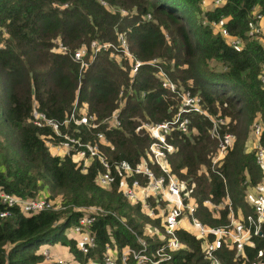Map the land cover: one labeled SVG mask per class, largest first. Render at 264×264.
<instances>
[{"label":"trees","instance_id":"16d2710c","mask_svg":"<svg viewBox=\"0 0 264 264\" xmlns=\"http://www.w3.org/2000/svg\"><path fill=\"white\" fill-rule=\"evenodd\" d=\"M256 12L264 15V0H0V189L24 197L43 194L60 206L31 213L15 208L0 218V264H41L42 243L65 245L84 260L100 257L106 243L137 247V236L152 246L160 243L152 237L163 229L157 200L146 199L158 214L153 215L119 190L135 176L142 183L146 178L116 167L125 159L131 165L147 163L158 173L148 153L152 136L144 129L123 131L106 123L96 128L73 120L62 123L74 104L100 121L123 101L119 117L124 128L167 120L177 112L179 97L162 85L156 66L144 63L132 73L130 59L120 50H93L92 40L119 46L120 33L136 58H158L177 89L199 95L209 115L225 118L220 134H233L215 163L217 138L210 136L209 117L187 113L189 130L172 128L166 134L175 146L169 170L184 181L183 198L193 197L196 216L213 226L226 224L230 209L236 218L252 212L254 185L264 175L248 148L257 122L264 144L263 35H247L248 20ZM221 16L240 44H231L212 24ZM56 40L71 51L85 45L87 65L80 68L69 52L55 50ZM34 106L62 123V132L83 141H99L96 131L102 130L106 142L100 147L115 181L98 184L96 176L105 168L97 157L83 167L71 155L52 150L49 141L56 143L60 136L49 125L34 123ZM206 198L215 205L205 204ZM90 205L108 212L93 222L97 244L83 254L67 233ZM176 234L184 246L160 264H210L203 238L185 228ZM212 236L208 233L204 242ZM215 253L222 264H264V222L241 251L224 242Z\"/></svg>","mask_w":264,"mask_h":264},{"label":"built area","instance_id":"2783aa9c","mask_svg":"<svg viewBox=\"0 0 264 264\" xmlns=\"http://www.w3.org/2000/svg\"><path fill=\"white\" fill-rule=\"evenodd\" d=\"M221 1L223 0H214L216 4H219ZM147 16L149 17L150 15L148 14ZM224 23V16L212 21V24L218 26L225 37L230 38L231 44H240L242 39L230 34ZM247 35L251 38H257L263 35L262 46L264 50V15L261 12H256L248 20ZM119 37L120 44L117 46L118 48L109 41L99 42L97 40H92L93 50L98 51L109 47H112L113 50H120L130 59V71L132 73H135L138 67L144 63H151L156 66L162 85L176 93L177 97H179L177 112L172 118L167 120L156 123L141 121L133 128H124L119 117V106H121L123 101H120L118 107L114 108L110 115L104 117L100 121L96 120V116L92 113L87 114L80 112L77 109V105L74 104L69 116H67L62 123L73 120L76 124H86L93 128H96L100 123H106L109 126L120 128L123 131H139L140 129H144L152 136V140L148 146V153L151 157V161L158 167V173L147 163H136L135 165H131L125 159L119 160L118 163H116V167L118 171L123 170L135 175L140 174L143 178H146V182L142 183L141 179L135 176L130 183H121L119 190H121L129 200H140L144 208L148 209L153 215L158 214H155V208L146 199L148 197H153L157 200L156 205L161 207V224L163 229L152 237H158L160 243L152 246L150 242L140 236H137V241L139 242L137 247L126 245L123 248H119L116 245L106 243L100 257L96 255L95 257H88V259L85 260L77 258L72 252L71 257L65 258L46 244H41L38 251L41 252L44 257V264H160L163 261L169 260L173 251L181 249L184 246L183 242L179 240L176 230L185 228L196 236L203 238V249L206 256L210 259V264H222L215 251L224 242L228 243L230 246H234L237 251H241L244 244L249 243L250 235L261 233V226L264 222V181L258 180L255 183L253 210L247 213L242 219H236L232 210L228 211V222L223 225L210 226L199 219L195 214L197 204H195L193 197L191 196L192 200H185L183 198L181 191L184 188V181L178 179V177L169 170L168 156L175 150V146L167 139L166 134L172 128L187 132L190 123L188 114L191 112H197L209 117L212 121L209 130L210 136L217 138V154L213 159V163L221 158L233 134L231 132H226L224 134L219 133V124L223 123L225 118L209 115L204 107H202V100L199 95L192 93L189 89H177L175 82L159 64L158 58L154 57L148 61L136 58L130 52L124 35L120 33ZM54 49L64 53L69 52L72 59L79 63L80 68L87 65V61L84 58L86 47L83 44L71 51L62 41L56 40ZM112 53L114 56H117L114 52ZM261 81L264 83V68L262 69ZM132 90V86L129 85L128 91L131 92ZM121 93L122 90L120 91V94ZM32 116L35 124L38 126L49 125L55 134L60 136L59 141L56 143L49 141L52 150L63 151L71 155V157L80 160L83 167L88 164L91 158L97 157L105 168L104 171L96 176L98 184L107 186L115 181L116 174L110 169L111 162L100 147L101 143L106 142L102 130L96 131V136L99 141H83L68 132H62L60 130V125L62 123L47 117L42 111H39L36 106L32 108ZM262 129V123L257 122L253 125L252 132L255 160L264 172V144L261 142ZM121 179L123 178L121 177ZM185 193L187 194V192ZM161 201H163L164 205L160 204ZM224 201L230 204L228 196ZM203 202L212 207L215 205L212 204L208 198ZM57 206L58 205H54V202L43 194L33 197H24L0 189V218L12 215L15 208L25 213H31L42 209L60 207ZM85 208L86 213L81 215L77 221L68 228L67 233L68 236L75 238L76 245L83 254H87L93 250L97 244L96 236L91 231L93 222L98 215L108 212V209L98 205H90ZM185 223H190L196 227L197 230L195 232L189 230ZM208 233H212L213 236L208 240L206 239L204 242V237H206ZM151 234H153V232H151Z\"/></svg>","mask_w":264,"mask_h":264},{"label":"rangeland","instance_id":"374dc122","mask_svg":"<svg viewBox=\"0 0 264 264\" xmlns=\"http://www.w3.org/2000/svg\"><path fill=\"white\" fill-rule=\"evenodd\" d=\"M115 57H117V56H115ZM185 225L188 227L189 230H191L193 232H195L197 230L196 227H194L190 223H185ZM52 247L56 251H58V252L60 251L61 256L65 257V258L69 256L67 249L63 245L58 244V243H54V244H52Z\"/></svg>","mask_w":264,"mask_h":264},{"label":"crops","instance_id":"0c3cea01","mask_svg":"<svg viewBox=\"0 0 264 264\" xmlns=\"http://www.w3.org/2000/svg\"><path fill=\"white\" fill-rule=\"evenodd\" d=\"M207 2H209V0H206ZM204 3H205V1H204ZM253 140H254V138H253V136H252V141H251V144H249L248 145V148H253ZM264 173V172H263ZM259 180H262V181H264V175H263V177H262V179H259ZM254 191H255V188H254ZM228 196V194H226V197ZM225 197V198H226ZM228 198H229V196H228ZM252 200V199H251ZM252 205H253V202H252ZM230 210H232V209H230ZM229 210V211H230ZM233 212V211H232ZM228 214V213H227ZM247 214V213H246ZM245 214V215H246ZM233 215H234V212H233ZM245 215H241L239 218H236L235 217V215H234V217L236 218V219H242ZM228 217V216H227ZM44 244H46V245H49L50 247H52V244H48V243H42V245H44ZM62 245V244H61ZM66 249H67V251H68V254H69V256L68 257H66V258H69V257H71V255H72V253L70 252V250H69V247H67V246H65V245H63ZM52 249H53V247H52ZM54 251H56L55 249H54ZM56 252H58V251H56ZM58 253H60V251L58 252ZM61 254V253H60ZM41 264H44V261H42V263Z\"/></svg>","mask_w":264,"mask_h":264}]
</instances>
